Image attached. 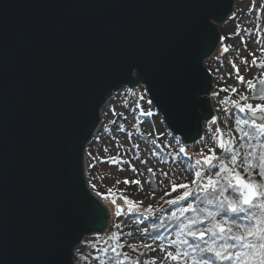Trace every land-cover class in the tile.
Wrapping results in <instances>:
<instances>
[{
	"label": "water",
	"instance_id": "obj_1",
	"mask_svg": "<svg viewBox=\"0 0 264 264\" xmlns=\"http://www.w3.org/2000/svg\"><path fill=\"white\" fill-rule=\"evenodd\" d=\"M235 2L0 0V264H76L108 229L86 150L115 91L145 86L174 136L202 138L214 117L204 63Z\"/></svg>",
	"mask_w": 264,
	"mask_h": 264
},
{
	"label": "rangeland",
	"instance_id": "obj_2",
	"mask_svg": "<svg viewBox=\"0 0 264 264\" xmlns=\"http://www.w3.org/2000/svg\"><path fill=\"white\" fill-rule=\"evenodd\" d=\"M258 23L263 24V27L260 25L257 28ZM219 29L222 33L220 45L215 54L204 63L212 75L218 78L214 82L217 84L218 94L211 98L218 116L204 123V132L199 142L186 145L169 131L143 85L135 88L122 87L102 107L103 116L99 130L86 150V172L89 186L96 195L101 193L98 197L108 207L110 224L105 233L86 237L85 244L76 249V264H100L91 246L106 241L113 233L120 234L121 245L127 243V246L134 245L139 248L145 244L151 245L148 248V258L151 260L154 257L157 264H170L164 259L165 252L160 250L162 244L144 236L145 232L142 230L146 228L148 231L144 217H149L145 209L151 205L153 213L167 206L168 200L183 195L185 189L180 187L183 184L195 188L191 183L195 178L194 173L182 159V154L196 158L201 152L209 154L208 148L214 147L216 155H222V151L215 146L213 137H219L220 134L215 132L218 127L226 139L230 138L233 100L240 102L243 95L248 97L243 103H251L253 106L257 103L264 104V100H251L253 89L248 85L249 81L254 84L264 77V68L252 63L253 58L257 65L264 63V0H236L232 15ZM224 48L229 51L224 52ZM245 60L247 64L243 62ZM237 75L244 77L243 84L238 81ZM225 88L228 90L221 91ZM222 100H228V104H222ZM213 119H216V124H212ZM209 128L212 129L211 132ZM180 147L185 148L187 155L179 151ZM133 167L135 172L132 171ZM149 172L156 179L154 197L153 188L147 179ZM125 179L129 181L127 185L124 183ZM135 180L140 183H131ZM117 181L120 183L117 184ZM170 181L175 183V191H172ZM93 185L96 187L93 188ZM109 189H112L111 193ZM123 196L136 204L126 202ZM113 198H116V205L112 203ZM117 205L123 209L119 217L115 214ZM129 207H133L134 211L128 213ZM135 210L142 213L141 216H132ZM117 224L119 228L116 227ZM168 250L174 251L173 248Z\"/></svg>",
	"mask_w": 264,
	"mask_h": 264
},
{
	"label": "snow or ice",
	"instance_id": "obj_3",
	"mask_svg": "<svg viewBox=\"0 0 264 264\" xmlns=\"http://www.w3.org/2000/svg\"><path fill=\"white\" fill-rule=\"evenodd\" d=\"M228 48H224V52H228ZM247 64V61H243ZM253 65L264 68V63L256 64L255 58L252 61ZM234 68L235 64L232 65ZM237 73L239 69L236 68ZM223 79V77H221ZM238 81L243 84L244 77L237 75ZM264 85V79L260 80ZM249 88L254 89L255 85L251 81L248 82ZM228 89H221L227 91ZM235 92V89H233ZM218 93L213 92V95ZM264 99V89L260 90L259 97L253 96V99ZM241 101H247V96H241ZM221 103H227V100H222ZM232 105L238 108L240 112L248 111L251 113L253 119H235V133L241 140H247V150L236 148L235 145L239 141L234 137L225 138L220 128H216L215 132L219 133V137H213L215 146L222 151V155L217 156L214 147L208 148V153L201 152L194 158V164L190 167L194 170V179L191 188L189 184H183L180 187L184 188L183 195L178 196L176 199H170L168 204L175 205L179 201L186 200L189 196L193 195L195 190L203 193L202 203L204 207L187 204L186 206L179 207L175 212L167 216L170 221L179 220L185 216V213L192 212L195 215L187 217L178 228L174 238L170 239L167 246L160 245V250L165 252L164 259L169 261L170 264H211L210 261L200 258L197 259L195 255L190 257L191 253H198L202 256L204 253L211 254L216 260L227 261L232 260L233 264H264V143H256L264 138V122H257L255 117L258 113H264V104L257 103L255 106L251 103L241 104L235 100ZM227 110V109H226ZM264 120V117H261ZM216 119L212 120V124H216ZM211 132L212 129L209 128ZM199 142V141H197ZM181 153L185 152L184 147H180ZM243 169V173L240 169ZM215 169V171H213ZM132 171L136 169L133 167ZM151 171V169H149ZM245 174L247 179L244 178ZM259 176V181L256 176ZM167 176V173H163ZM120 182L117 181V184ZM127 185L129 181L124 180ZM131 183L139 184V180L132 181ZM172 191L176 190V185L173 181ZM96 186L93 185V188ZM232 189L238 195L233 196L228 193ZM109 193L112 189L108 190ZM156 189H153L152 195L155 196ZM169 195V193H165ZM101 196V193H97ZM107 198L106 196L104 197ZM126 202L136 204L130 201L128 197L123 196ZM163 199V197H161ZM112 203L116 205V198H113ZM142 204V201L140 202ZM255 208L256 211H249ZM134 208L129 207L127 212H133ZM146 212L149 216L152 214V206L149 205ZM123 209L116 206L115 214L117 217L121 216ZM231 212L234 214L248 213V225L241 226L235 222H229L222 214ZM127 214V213H124ZM208 221L207 228L201 229L197 225ZM117 228L120 226L117 224ZM142 231L146 232L147 229ZM132 235V233H129ZM208 237L205 239V237ZM187 237L194 240L202 241L203 247L199 244L192 245ZM112 244L102 249L104 253L111 251L113 253L112 260L109 264H157L156 259L153 257L150 261L143 259L144 254H140V258L132 260L126 253L118 251L124 247L119 243L120 234L113 233L109 238ZM235 241L236 244H231L229 241ZM107 243V241H106ZM239 247V250L232 251V249ZM133 251H137L134 245H128ZM145 248H151V245H143ZM174 248L175 251L168 250ZM186 249V250H182Z\"/></svg>",
	"mask_w": 264,
	"mask_h": 264
},
{
	"label": "trees",
	"instance_id": "obj_4",
	"mask_svg": "<svg viewBox=\"0 0 264 264\" xmlns=\"http://www.w3.org/2000/svg\"><path fill=\"white\" fill-rule=\"evenodd\" d=\"M227 102H228V100H227ZM227 104H225V105H227ZM241 104H244V103H241ZM237 117L241 118V119H248V120H250L252 118H250L248 116L247 111L240 112L238 108L234 107L233 112H232V116H231V118H232L231 133L239 141V143H237L235 145V147L246 151L248 141L247 140H241L240 137L235 133V119ZM257 122L260 123L259 121H257ZM232 134H231V136H232ZM256 143H264V138H262L260 141H257ZM192 154L195 156L194 152H192ZM182 159L184 160V162L186 164L189 165V169L194 173V170L190 167L191 164H194V158H192L191 155L185 156L182 154ZM213 171H215V169ZM240 171L243 173L242 168L240 169ZM244 178L245 179L248 178L246 174H245ZM256 179L258 181L260 179L258 174L256 176ZM227 194H230L233 196L238 195L237 193L233 192L232 189H229ZM202 200H203V193H201L197 189L196 193L189 196L186 200L179 201L175 205L168 204L167 206L161 208L160 210L153 212L151 216H149V217L145 216L144 219L147 223L148 231H146L144 233V236L147 239L155 240L157 242H160L162 245L167 246L169 244L170 239L174 238L175 233L178 231L179 225L183 221H185L187 217H192L195 214L192 212L185 213L184 217H181L179 220H175V221L168 220L167 216L170 215L172 212H175L179 207L186 206L187 204H193L196 206L204 207L205 205L202 203ZM249 211H256V209L253 208V209H250ZM141 214L142 213L135 210V213L132 214V216H137V215L141 216ZM222 215L229 222H235L236 224H239L241 226L248 225L250 223V221L247 218V216H248L247 212L239 213V214L227 212V213H223ZM207 226H208V221H204V223H201V224L197 225L196 227L204 229V228H207ZM207 238L208 237L206 236L205 239H207ZM187 239L194 246L197 244H199L201 247L204 246L202 241L194 240L191 237H187ZM106 241H107V243H106ZM106 241L96 243L95 245L91 246V248H93L92 249L93 254L96 257V259L99 261L100 264H109V261L112 260V258H113V253L111 251H108L107 253H104L102 251V249H104V248H106L112 244V240H110L109 238L106 239ZM229 243L236 244L235 241H231V240L229 241ZM84 244H85V242H84ZM122 245H124V247L118 249V251L126 253L128 255V257H130L132 260H136V259L140 258V254L142 253V254H144L142 258L148 259L150 261V259L147 256L148 250H149L148 248H145V247L139 248V247L135 246L137 251H133L132 248L127 246V243H123ZM182 250H186V249H182ZM237 250H239L238 246L236 248L232 249V251H237ZM174 251H175V249H174ZM188 251L190 252L189 259L191 258V256L195 255L197 259H200V258L206 259V260L210 261L211 264H233L232 260L219 261V260H216L211 254H208V253H204L201 256L198 253H191L190 250H188ZM76 256H78V253ZM182 264H183V262H182Z\"/></svg>",
	"mask_w": 264,
	"mask_h": 264
},
{
	"label": "built area",
	"instance_id": "obj_5",
	"mask_svg": "<svg viewBox=\"0 0 264 264\" xmlns=\"http://www.w3.org/2000/svg\"><path fill=\"white\" fill-rule=\"evenodd\" d=\"M261 26H262V24H261ZM262 36H263V38H264V33L262 32ZM213 83L214 82H216L217 80H218V78H216L215 76H213ZM216 87H217V84H215L214 83V85H213V90H212V93L210 94V98H213V92H217V89H216Z\"/></svg>",
	"mask_w": 264,
	"mask_h": 264
},
{
	"label": "bare ground",
	"instance_id": "obj_6",
	"mask_svg": "<svg viewBox=\"0 0 264 264\" xmlns=\"http://www.w3.org/2000/svg\"><path fill=\"white\" fill-rule=\"evenodd\" d=\"M103 116V109H101V112H100V117L102 118Z\"/></svg>",
	"mask_w": 264,
	"mask_h": 264
}]
</instances>
